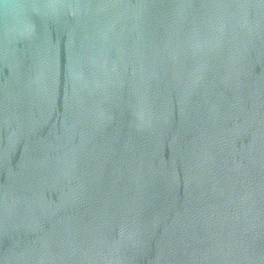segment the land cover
<instances>
[{
  "label": "water",
  "instance_id": "1",
  "mask_svg": "<svg viewBox=\"0 0 264 264\" xmlns=\"http://www.w3.org/2000/svg\"><path fill=\"white\" fill-rule=\"evenodd\" d=\"M0 264H264V0H0Z\"/></svg>",
  "mask_w": 264,
  "mask_h": 264
}]
</instances>
